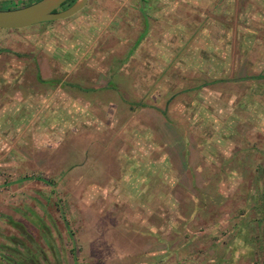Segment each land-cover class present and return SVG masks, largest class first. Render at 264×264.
<instances>
[{
  "label": "rangeland",
  "instance_id": "374dc122",
  "mask_svg": "<svg viewBox=\"0 0 264 264\" xmlns=\"http://www.w3.org/2000/svg\"><path fill=\"white\" fill-rule=\"evenodd\" d=\"M257 73L264 0L0 29V264H264Z\"/></svg>",
  "mask_w": 264,
  "mask_h": 264
},
{
  "label": "water",
  "instance_id": "95a60500",
  "mask_svg": "<svg viewBox=\"0 0 264 264\" xmlns=\"http://www.w3.org/2000/svg\"><path fill=\"white\" fill-rule=\"evenodd\" d=\"M65 0H36L22 7L0 9V29H19L30 25L64 19L79 12L88 0H73L60 8Z\"/></svg>",
  "mask_w": 264,
  "mask_h": 264
},
{
  "label": "trees",
  "instance_id": "16d2710c",
  "mask_svg": "<svg viewBox=\"0 0 264 264\" xmlns=\"http://www.w3.org/2000/svg\"><path fill=\"white\" fill-rule=\"evenodd\" d=\"M72 1H73V0H65V1L60 5V8L66 7V6L69 5ZM142 1L144 2V0H142ZM145 9H146V7H144V9L141 10L144 16H146V15H145V12H144ZM138 40H139V38L136 39L132 45H133V46H136ZM36 79L39 80L40 82H44V81H45V80H42L38 74H36ZM218 79H220V78L212 79L211 82H212V81H213V82H216V81H223V80H224V79H223V80H218ZM243 79H244V78H243ZM247 79H252V80L262 79V81L259 82V84L262 85V83H264V74H262V73H257V74H254V75H250V76L247 77ZM45 82H47V81H45ZM38 178L41 179V180H43V181H45V182H47V183L50 184V185H52V183H53L51 180L43 179V178H41V177H38ZM21 179H22V178H21ZM259 192H260V195H262V194L264 193V184H263V186L260 187ZM261 203L264 204V202H261ZM263 210H264V206H263ZM259 217H260V218H264V213H261V215H260ZM257 219H258V217H257ZM254 220H255V218H254Z\"/></svg>",
  "mask_w": 264,
  "mask_h": 264
},
{
  "label": "flooded vegetation",
  "instance_id": "af4514ba",
  "mask_svg": "<svg viewBox=\"0 0 264 264\" xmlns=\"http://www.w3.org/2000/svg\"><path fill=\"white\" fill-rule=\"evenodd\" d=\"M68 6V5H67ZM64 8V7H63ZM54 21V20H53ZM45 22H49V21H45ZM40 23H42V22H40ZM36 24H38V23H36ZM34 25V24H33ZM31 26V25H30ZM24 28H26V27H24ZM20 29H23V28H19L18 30H20ZM38 75L40 76V74L38 73ZM36 78V77H35ZM41 78V77H40ZM42 79V78H41ZM37 80V79H36ZM43 80V79H42ZM45 81H47V82H45ZM44 82L45 83H52L53 82V80L52 79H47V80H45Z\"/></svg>",
  "mask_w": 264,
  "mask_h": 264
}]
</instances>
